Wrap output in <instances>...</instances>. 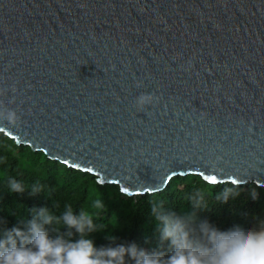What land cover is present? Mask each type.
I'll return each instance as SVG.
<instances>
[{"label":"water","instance_id":"water-1","mask_svg":"<svg viewBox=\"0 0 264 264\" xmlns=\"http://www.w3.org/2000/svg\"><path fill=\"white\" fill-rule=\"evenodd\" d=\"M0 88V132L128 196L264 187V0H0Z\"/></svg>","mask_w":264,"mask_h":264},{"label":"trees","instance_id":"trees-1","mask_svg":"<svg viewBox=\"0 0 264 264\" xmlns=\"http://www.w3.org/2000/svg\"><path fill=\"white\" fill-rule=\"evenodd\" d=\"M11 180L21 183L25 191L10 192ZM226 188L235 194L225 202L218 196ZM33 189L37 192L32 193ZM198 193L204 194L207 208L196 212V224L207 221L221 231L237 226L245 230L264 227V187L254 182L212 184L200 175L187 174L171 178L160 191L128 196L118 185L100 184L94 174L51 160L29 146L17 145L0 132V239L13 227L27 231L28 221L40 208L60 216L70 207L74 214L83 211L93 217L97 231L85 236L92 238L97 247L111 243L105 235H114L116 243L134 242L145 250H161L167 255L168 242L161 245L151 207L162 205L166 212L187 218L193 211L188 198ZM97 201L103 203V208L95 207ZM54 227L45 225L52 237L61 235L72 241L80 238L74 229L61 226L57 232Z\"/></svg>","mask_w":264,"mask_h":264},{"label":"clouds","instance_id":"clouds-1","mask_svg":"<svg viewBox=\"0 0 264 264\" xmlns=\"http://www.w3.org/2000/svg\"><path fill=\"white\" fill-rule=\"evenodd\" d=\"M11 90L15 92L16 86L12 85ZM5 93L6 89L0 88V96ZM154 100L158 97L142 93L136 98V104L143 108ZM0 121L19 126L21 117L0 100ZM9 190L25 191L16 180L9 182ZM234 194L232 189L226 188L218 199L226 202ZM188 199L193 211L187 218L166 212L162 205L151 207L161 245L168 242L167 255L161 250H145L134 242L116 243L114 235H105L111 243L97 247L92 238L85 236L97 231L91 215L83 211L74 214L69 207L62 215L54 216L44 207L28 221L27 231L20 227L5 231L4 238L0 239V264H128L129 261L131 264H264V227L245 230L237 226L221 231L207 221L196 224V212L207 208L204 194ZM103 206L101 201L95 204L98 209ZM45 225H55L53 231L57 232L61 226L74 229L80 238L72 241L61 235L52 237ZM66 234L72 235L71 232Z\"/></svg>","mask_w":264,"mask_h":264},{"label":"snow or ice","instance_id":"snow-or-ice-1","mask_svg":"<svg viewBox=\"0 0 264 264\" xmlns=\"http://www.w3.org/2000/svg\"><path fill=\"white\" fill-rule=\"evenodd\" d=\"M89 171H91V170H89ZM211 179H214V177H213V178H211Z\"/></svg>","mask_w":264,"mask_h":264}]
</instances>
